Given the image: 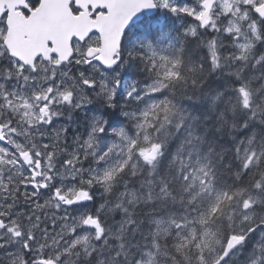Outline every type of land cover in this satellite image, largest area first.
Here are the masks:
<instances>
[{
    "label": "snow or ice",
    "instance_id": "obj_1",
    "mask_svg": "<svg viewBox=\"0 0 264 264\" xmlns=\"http://www.w3.org/2000/svg\"><path fill=\"white\" fill-rule=\"evenodd\" d=\"M0 264H264V0H0Z\"/></svg>",
    "mask_w": 264,
    "mask_h": 264
}]
</instances>
